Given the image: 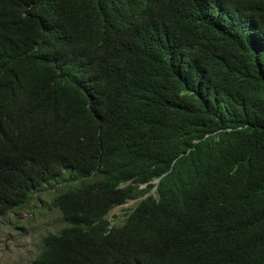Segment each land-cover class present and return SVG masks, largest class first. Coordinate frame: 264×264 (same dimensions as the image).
I'll list each match as a JSON object with an SVG mask.
<instances>
[{
    "label": "trees",
    "instance_id": "1",
    "mask_svg": "<svg viewBox=\"0 0 264 264\" xmlns=\"http://www.w3.org/2000/svg\"><path fill=\"white\" fill-rule=\"evenodd\" d=\"M234 1L0 0V219L41 202L64 225L31 264H192L179 248L167 258L155 222L164 201L187 194L205 198L193 216L217 242L204 259L223 260L242 233L253 236L238 264H264V61L217 30L214 9L243 7ZM243 8L264 34V0ZM172 44L186 68L155 69ZM102 133L107 181L58 185L42 202L43 185L90 174ZM163 173L109 228L111 206Z\"/></svg>",
    "mask_w": 264,
    "mask_h": 264
},
{
    "label": "clouds",
    "instance_id": "2",
    "mask_svg": "<svg viewBox=\"0 0 264 264\" xmlns=\"http://www.w3.org/2000/svg\"><path fill=\"white\" fill-rule=\"evenodd\" d=\"M241 3L240 6L246 7L249 4L259 5L260 0H235L234 4ZM238 8L233 6H218L214 9L215 15L219 16L217 21V30L224 33L226 37L234 40L237 43L238 52L241 56H247L254 58L257 62H263L264 60V34L258 30L256 23L260 18L256 15L247 17L249 13L246 8ZM262 7V6H261ZM260 7V8H261ZM264 16V13L263 15ZM176 46L172 44L169 51V55L165 61L156 60L150 62L155 69L158 66L162 68H168L173 70H183L186 68L187 61L183 60L181 56L175 52ZM171 53V54H170ZM244 58V57H243ZM126 87L128 91L135 92L143 87L134 77L129 76L126 78ZM131 102H129V105ZM109 103H102V107L99 108L101 117L111 116V109H109ZM116 117L107 120H114ZM111 124L107 127V133ZM102 133L98 135V142L93 148V153L89 161H92V169L89 175L81 177L69 178L64 175L61 179H66V184L86 185L99 182L98 186L103 185L107 181V174L105 172L106 157L110 152V139L108 135ZM107 135V136H106ZM166 173L161 174L158 177L153 178L147 183L137 185L138 189H145L147 186H151L147 192L142 195L135 196L125 200L122 204L111 206L107 211L105 219L109 222V228L111 226H121L125 223L128 214L135 209L136 205L143 199L147 198L152 193L156 192L157 185L160 178ZM130 181H119L111 188L113 191H120L125 189ZM48 185V184H45ZM50 188V187H48ZM40 194V192H39ZM42 195V194H41ZM154 195V194H152ZM151 195V196H152ZM205 198L199 195H184L178 196L174 201H164L160 209H157L155 215V222L158 230V237L163 239L165 245L164 252L168 259L172 260L174 253L179 248L180 254L190 259L192 264H238L244 257L248 255L251 246L252 234L237 233L231 242L225 247V257L223 260L216 262L210 259H204V255L212 252L210 245L217 243L213 236L211 228L204 226L193 214L198 211L203 205ZM128 202H133L130 208H127V212L123 218L117 222L108 219L110 212L116 208L125 205ZM42 204L41 202L39 203ZM199 224L203 226L199 228ZM64 226V225H63ZM174 259V258H173Z\"/></svg>",
    "mask_w": 264,
    "mask_h": 264
},
{
    "label": "rangeland",
    "instance_id": "3",
    "mask_svg": "<svg viewBox=\"0 0 264 264\" xmlns=\"http://www.w3.org/2000/svg\"><path fill=\"white\" fill-rule=\"evenodd\" d=\"M58 185H63L61 180L43 185L39 190L42 194L40 200L49 204L60 192L55 193ZM132 204L133 202H128L114 208L108 219L117 222ZM35 206L36 208L9 213L0 219V264H31L43 235L48 232L56 233L63 226L56 211L49 212L46 205L41 207L39 203Z\"/></svg>",
    "mask_w": 264,
    "mask_h": 264
}]
</instances>
